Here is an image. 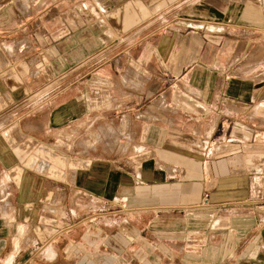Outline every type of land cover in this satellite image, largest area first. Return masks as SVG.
<instances>
[{
    "label": "crops",
    "instance_id": "obj_1",
    "mask_svg": "<svg viewBox=\"0 0 264 264\" xmlns=\"http://www.w3.org/2000/svg\"><path fill=\"white\" fill-rule=\"evenodd\" d=\"M23 1L0 264H264V0Z\"/></svg>",
    "mask_w": 264,
    "mask_h": 264
},
{
    "label": "rangeland",
    "instance_id": "obj_2",
    "mask_svg": "<svg viewBox=\"0 0 264 264\" xmlns=\"http://www.w3.org/2000/svg\"><path fill=\"white\" fill-rule=\"evenodd\" d=\"M46 1L47 0H29V4L35 3L36 5H39V4H42V3L46 2ZM18 2L24 3L23 0H18ZM16 239H18V238H14L13 239V244L15 243V241H17ZM89 241L92 242V241H95V240L92 238ZM130 255L131 254L128 253V252L121 253V258H120L121 259V264H136L135 263L136 261H133L131 259V256ZM162 256L164 257V256H166V254L165 255H162ZM162 258H159V259L158 258H156V259L154 258V259H152L151 264H176L175 261L169 260L167 262V261H164ZM160 259H162V260L160 261Z\"/></svg>",
    "mask_w": 264,
    "mask_h": 264
},
{
    "label": "bare ground",
    "instance_id": "obj_3",
    "mask_svg": "<svg viewBox=\"0 0 264 264\" xmlns=\"http://www.w3.org/2000/svg\"><path fill=\"white\" fill-rule=\"evenodd\" d=\"M22 230V229H21Z\"/></svg>",
    "mask_w": 264,
    "mask_h": 264
}]
</instances>
